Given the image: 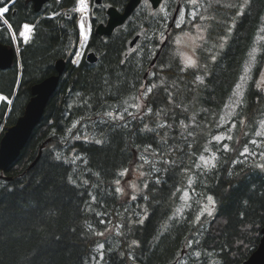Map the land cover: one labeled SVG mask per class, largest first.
Wrapping results in <instances>:
<instances>
[{
	"label": "trees",
	"instance_id": "trees-1",
	"mask_svg": "<svg viewBox=\"0 0 264 264\" xmlns=\"http://www.w3.org/2000/svg\"><path fill=\"white\" fill-rule=\"evenodd\" d=\"M166 1L171 11L179 2L190 10L186 0ZM77 2L50 0L35 11L31 0H17L7 14L15 29L30 22L35 31L27 44L19 39L20 69L18 59L0 69V93L9 98L21 72L6 127L24 113L32 86L56 72L58 59L66 60V68L42 120L4 173L11 179H0V264H95L100 244L101 264H242L258 247L264 225V170L255 166L261 161L240 155L264 116V0H251L239 17L234 6L244 0H202L199 11L208 18L194 22L206 32L196 68L184 64L172 41L179 31L193 30L192 24L174 26L151 64L170 20L153 17L161 7L154 10L147 0L111 36L94 29L107 21L110 5L123 10L128 0H91L93 31L74 65ZM0 41L14 45L2 26ZM89 51L97 61L87 60ZM248 68L241 104L223 123ZM8 107L1 105V120ZM232 123V139L217 142ZM212 152L215 167L202 166L201 157ZM125 170L140 173L128 181L135 184V199L116 191ZM189 189L195 196L180 212Z\"/></svg>",
	"mask_w": 264,
	"mask_h": 264
},
{
	"label": "water",
	"instance_id": "water-1",
	"mask_svg": "<svg viewBox=\"0 0 264 264\" xmlns=\"http://www.w3.org/2000/svg\"><path fill=\"white\" fill-rule=\"evenodd\" d=\"M36 11L41 10L43 5L49 0H31ZM97 4L102 3V0H95ZM153 8H158L163 0H149ZM142 0H129L123 10H119L116 6L111 5L107 9L108 20L106 23H101L95 28V33L98 35H112L114 30L123 25L136 8L140 5ZM181 3L178 4L174 11L172 22L169 28L171 29L177 19ZM139 35L135 36L130 45L133 47L139 40ZM165 42L161 45L152 60L154 65L161 54ZM18 55L17 46H9L0 41V69H7L14 63ZM87 58L90 62L97 60V55L94 52H89ZM57 72L42 81L32 86V97L26 104L24 114L18 118L15 124L7 127L0 142V170L5 173L8 168L17 160L22 149L28 142L33 130L42 120L46 106L50 97L54 94L59 84L60 76L65 69L64 59H59L56 63ZM1 125V121H0ZM40 156V154H39ZM37 157V159L39 158ZM36 159V160H37ZM35 160V161H36ZM35 163V162H34ZM33 163V164H34ZM4 174H0V178H4ZM9 178V177H6ZM262 237L256 250L245 260L242 264H264V225L262 227Z\"/></svg>",
	"mask_w": 264,
	"mask_h": 264
},
{
	"label": "snow or ice",
	"instance_id": "snow-or-ice-1",
	"mask_svg": "<svg viewBox=\"0 0 264 264\" xmlns=\"http://www.w3.org/2000/svg\"><path fill=\"white\" fill-rule=\"evenodd\" d=\"M16 2H17V0H0V26H2L3 29H8L9 30V35L12 38L15 39V38L19 37L20 39H22V41L24 43H27L28 40H29V36L27 34L32 32V30H33L32 27H30L28 24H24L23 25V30L19 31V30L15 29V27L11 23L10 18L7 15L8 13H10L12 11V8L15 6ZM215 2H216V4H220V0H215ZM79 3H80L79 10L80 11H87V5L84 3V0H79ZM186 4H187L188 8L190 9L187 12V16L190 17L191 19L190 20L186 19L185 18V12L180 10V9H177V11L180 12V15H179V18H178L179 22H177L176 25H175L176 28L177 29H182L185 24H192V26L195 28L197 33L205 31V29H202L198 24L194 23L197 19L203 20V19H207L208 18V17L203 16L200 13V11H199V9L204 6V5L201 4V0H186ZM250 5H251V0H244L243 4L235 5L234 7L237 8V11L235 12V16H237V17L243 16L245 14L244 9L247 8V7H250ZM221 6H223V5H221ZM211 7H212V4L208 3V6L205 7V11H207ZM228 7H233V5H228ZM151 15L153 17L159 16L160 19H161V22L166 21L167 18H168V9H167V7H161V9H160V11L158 13L157 12H153ZM235 26H236L235 25V20H233L231 26L228 28V31L231 32L232 28H234ZM80 28H81V35L84 37L85 40H87L88 36L83 31V29H84L83 21H81ZM261 30H264V28H262ZM166 31H167V28L165 27L164 32L160 33V43L161 44H163L165 42V40L167 39V37L165 36V32ZM198 38L201 39V40L205 39L203 36H199ZM226 39H227V37H221L222 41H226ZM220 47L223 48V43L220 44ZM75 55L77 57H79L81 54L79 52H77V53H75ZM215 59H216V56L213 55L212 56V60L215 61ZM253 59L255 60L254 57H253ZM262 60H264V58H262ZM76 62L77 61H75V60L73 61V63H76ZM190 67L196 68L197 67L196 62L195 61L191 62ZM261 77H262V79H264V73H261ZM196 80L199 81L200 83L204 82L202 77H200V76H196ZM237 87H239V85H237ZM257 87H259V84H257ZM151 91H152V88H149L148 92L151 93ZM242 98H243V94H241V101H242ZM0 101H6L7 104H11L12 103V101L7 96H4V95H0ZM237 106H239V104ZM125 111H126V109H125ZM150 111H151V109H149V112ZM107 115L111 116L112 113H107ZM121 119H123L122 116H121ZM262 126H264V122H262ZM145 127H147V126H145ZM256 135L260 136V135H262V133L257 132ZM221 139H222V137H220V136H216L215 137V140L217 142L221 141ZM226 139H232V137L228 136V137H226ZM96 143H101V141L98 140V141H96ZM250 143L253 144V145L259 146V144H258V142L256 140H251ZM223 147H224L225 150H228V146L227 145H224ZM245 154L255 155V153H251L249 151L247 146H245L244 147V151L240 153V155H242V156L245 155ZM259 156H260L261 160H264V151H261L259 153ZM141 159H143V157H141ZM203 159H204V157H201V160H203ZM255 166L259 167L261 169H264V163L257 164ZM198 167H199V165H198ZM212 167H215V164H213ZM126 171L127 170H125V172H122L121 175L126 174ZM117 183H119V181H117ZM116 191L117 192H121L122 190L120 188H117ZM185 195H187V193H185ZM133 199H135V197H133ZM93 200H95V197H93ZM207 200L213 206L215 205V201H214L212 196H208ZM206 211H207V215L208 216H211L213 214L212 210L206 209ZM196 219H197V221H199L200 217L197 216ZM139 223L142 224L143 220L139 221ZM96 234L97 235H103L104 233L101 232V233H96ZM132 243L136 244L137 246H139L137 244V241H135V240H133ZM187 247H189V248L192 247L191 242L188 243ZM98 248L100 250H103L104 245L100 244V245H98ZM200 255H201V253H199V252L195 253V256L197 257V259H199ZM99 258H100V260H103V251H100ZM93 259H95V258H93Z\"/></svg>",
	"mask_w": 264,
	"mask_h": 264
},
{
	"label": "rangeland",
	"instance_id": "rangeland-1",
	"mask_svg": "<svg viewBox=\"0 0 264 264\" xmlns=\"http://www.w3.org/2000/svg\"><path fill=\"white\" fill-rule=\"evenodd\" d=\"M147 2H149V1L147 0ZM144 3L145 2H142V4H144ZM149 4H150V2H149ZM161 7H167V9H168V2L166 1ZM173 11H171V9H168V21L171 20V16L173 14ZM182 11L185 12V18L190 20L191 18L187 16V12H188L187 8L184 7L182 9ZM84 22H85V26L88 27V25H89L88 24L89 23V16L84 18ZM177 22H179V19L177 20ZM205 34H206L205 31L197 33L194 27H193V30H190L187 27L183 31L181 30L178 33H176V35L172 38L173 47L175 48V50H177V52L179 53V55H180V57L183 60L185 65L190 66L191 62H193V61H195L197 63L196 49H197L198 45L203 41V40L199 39L198 37L199 36H203L205 38ZM16 41H17V39H16ZM249 68H251V64H250ZM249 68H248V70L246 69V72L243 75L241 82L238 84L239 87H236V89H235V91H234V93L232 95V98L230 99V101H229V103L227 105L225 114L223 115V118H222V120H223L222 122L223 123H227V122L231 121V118L233 117V115L235 114L237 108L239 107L237 105L241 104V94H244V89L246 87L247 81L249 80L248 79L249 78V70H250ZM262 73H264V70H263ZM260 82L264 83V79H262V77H260ZM147 90H148V88L145 89V91H147ZM262 122H264V116H263V119L260 122V125H259L258 129H257V132L262 133V135H260V136L255 135V137L252 139V140H256L258 142L259 146L253 145L251 143L247 145L249 151L251 153H255V155H253V156L256 158V160L258 162L261 161V164L264 162V160H261V158L259 156V153L261 151H264V126H262ZM234 125H235V123H232V126L229 128V130L227 132L217 135V136L222 137L221 141L226 139V137L231 136V132H232V129H233ZM4 126L3 127L0 126V135L3 132H5L6 129H7L5 124H4ZM244 156H249V155L245 154ZM202 157H204L203 160L200 159V162H201L202 166L210 168V167H212L213 164H215L216 155L214 154V152H212V153H210L208 155H204ZM246 158H248V157H246ZM125 175H126V177H125V179L122 182V189H121L122 190V194L125 195L126 197L127 196L134 197L135 195H132V193H133L132 188L135 187V184L133 183V180L130 181L131 184L128 181H129L130 178L132 179V177L134 179L138 178L140 173L139 172L135 173L132 170V172L126 171V174H124V176ZM185 193H187V195H184L183 206L181 207L180 212H183L184 209L189 204H191L192 198L195 196V193L193 192V190H190V189L187 190ZM210 210H213V209H210ZM100 251H102V250H100ZM100 251L98 253V258L95 259V264H101L102 263V260H100V258H99ZM184 253L185 252L182 253V256L184 255Z\"/></svg>",
	"mask_w": 264,
	"mask_h": 264
},
{
	"label": "bare ground",
	"instance_id": "bare-ground-1",
	"mask_svg": "<svg viewBox=\"0 0 264 264\" xmlns=\"http://www.w3.org/2000/svg\"><path fill=\"white\" fill-rule=\"evenodd\" d=\"M84 3L87 5V11H80L79 10V8H80V3H79V0H78V3H77V10H78V12H79V15H80V18H81V20L83 21V23H84V18H86L87 16H89L90 15V0H84ZM179 4V3H178ZM178 4H177V6H178ZM177 6H176V8H177ZM175 8V9H176ZM42 9V8H41ZM36 11V10H35ZM40 11V10H39ZM52 15H54V13H52ZM25 16V15H24ZM171 22H172V17H171ZM24 24H28V25H31L32 27H34L35 28V24H33V23H30V22H24L23 24H22V27H23V25ZM30 26V27H31ZM21 27V28H22ZM28 36H29V38H31L32 37V32H30V33H28L27 34ZM16 39H17V41H16ZM19 37H17V38H13V40H14V45H17V48L20 50V48H21V45H20V42H19ZM21 40V43H22V45H25V44H27L28 42H30L31 40H28V42L27 43H24L23 41H22V39H20ZM3 43V42H2ZM8 45V44H7ZM10 46V45H9ZM23 48V47H22ZM77 52H79L81 55L79 56V57H77L75 54H74V56H73V59H72V62L75 60V61H77L76 63H73L74 65H79L80 64V62L82 61V59H83V57H84V55H85V53H86V50L85 49H83V50H77L75 53H77ZM88 55V54H87ZM87 57V56H86ZM63 59V58H62ZM87 60H88V58H87ZM64 61H65V68H66V60L64 59ZM89 61V60H88ZM97 61V60H96ZM56 63H57V61H56ZM56 63H55V68H56ZM19 69H20V67H19ZM87 69V68H86ZM65 70V69H64ZM56 72H57V69H56ZM63 73H64V71H63ZM62 73V74H63ZM62 74H61V76H62ZM51 76V75H50ZM61 76H60V79H61ZM49 77V76H48ZM19 79H18V82H17V85H16V89H15V92H14V95H13V97H11L10 99H11V101H12V103L10 104V107L12 106V104H13V102H14V98H15V95H16V93H17V91H18V87H19V83H20V80H21V72H19V77H18ZM46 78V77H45ZM44 78V79H45ZM43 80V79H42ZM59 82H60V80H59ZM36 84V83H35ZM59 85V84H58ZM57 88H58V86H57ZM32 89V88H31ZM57 90V89H56ZM32 92V91H31ZM0 95H4L3 93L1 94L0 93ZM5 96V95H4ZM32 97V96H31ZM30 100V99H29ZM1 102L2 101H0V104H1ZM28 103V102H27ZM26 108V107H25ZM10 110H11V108H9L8 107V110H7V117H8V115H9V112H10ZM25 111V110H24ZM24 114V113H23ZM22 114V115H23ZM21 115V116H22ZM20 116V117H21ZM43 118V117H42ZM40 123V122H39ZM4 124L6 125V123L5 122H2L1 123V125L0 126H4ZM15 124V123H14ZM11 126V125H10ZM1 127V128H2ZM5 127V126H4ZM9 127V126H8ZM4 129V128H3ZM3 131V130H2ZM3 134V133H2ZM1 134V135H2ZM32 135V134H31ZM3 136V135H2ZM31 137V136H30ZM2 138V137H1ZM151 138V137H150ZM0 142H1V140H0ZM49 142V139L47 140V141H45L44 142V144L43 145H41V147H40V151H39V153H38V155H37V157L39 156V154H40V156H39V158L41 157V155H42V152H43V148L47 145V143ZM37 157H36V159H37ZM39 158L35 161H33L32 162V164H31V166H34L36 163H37V161L39 160ZM35 162V163H34ZM34 163V164H33ZM1 171V170H0ZM2 172V171H1ZM1 174H4L3 172L1 173ZM6 177H9V178H6ZM0 179H7V180H10L11 179V177L10 176H7V175H5V177L4 178H0Z\"/></svg>",
	"mask_w": 264,
	"mask_h": 264
},
{
	"label": "flooded vegetation",
	"instance_id": "flooded-vegetation-1",
	"mask_svg": "<svg viewBox=\"0 0 264 264\" xmlns=\"http://www.w3.org/2000/svg\"><path fill=\"white\" fill-rule=\"evenodd\" d=\"M60 59H62V58H60ZM58 60H59V59H58ZM58 60H57V61H58ZM55 63H56V62H55ZM55 73H56V72H55ZM55 73H54V74H55ZM51 75H53V74H51ZM6 119H7V111L5 112L3 119H2V120L0 119L1 123H2V122H5V123H6ZM7 127H8V126H7ZM2 135H3V134H2ZM2 135H0V140H1ZM4 175H6V174H4Z\"/></svg>",
	"mask_w": 264,
	"mask_h": 264
}]
</instances>
